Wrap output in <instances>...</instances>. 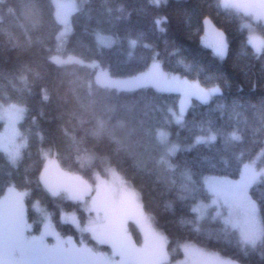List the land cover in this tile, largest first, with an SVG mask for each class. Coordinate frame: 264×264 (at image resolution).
<instances>
[{"label": "trees", "instance_id": "obj_1", "mask_svg": "<svg viewBox=\"0 0 264 264\" xmlns=\"http://www.w3.org/2000/svg\"><path fill=\"white\" fill-rule=\"evenodd\" d=\"M205 18L228 39L224 60L202 45ZM246 18L220 0H83L70 15L72 31L62 50L78 59L58 64L51 59L61 28L53 0H0V101L24 106L20 127L27 138L16 161L0 151V194L10 186L22 190L28 205L39 201L49 210L59 229L54 231L79 238L61 214L74 210L86 219L81 204L54 196L41 177L49 159L85 181L108 164L166 235L172 261L180 258L181 243L191 242L238 264H264V245L241 250L235 230L192 211L194 203L209 200L205 176L237 178L250 161L264 167V55L248 43ZM97 33L116 41L99 45ZM155 59L165 72L218 86L221 94L207 103L193 98L178 125L170 112L179 110L177 92L102 85L95 80L96 68L85 63L97 61L118 78L144 72ZM162 128L170 144L179 146L174 171L160 163L167 147L158 138ZM209 129L218 133L217 140L197 144ZM232 133L240 139H231ZM250 195L264 222V182L258 180ZM30 208L36 222H44L42 213Z\"/></svg>", "mask_w": 264, "mask_h": 264}, {"label": "snow or ice", "instance_id": "obj_2", "mask_svg": "<svg viewBox=\"0 0 264 264\" xmlns=\"http://www.w3.org/2000/svg\"><path fill=\"white\" fill-rule=\"evenodd\" d=\"M221 4L225 9H235L238 13L264 22V0H221ZM160 23L158 20L157 24ZM203 32L202 45L210 49L214 57L224 60L229 48L225 34L219 31L209 18L203 20ZM248 43L257 55H264V38L250 35ZM153 68L159 70L160 64L154 62ZM161 74L169 82L170 90L183 97L179 114L170 110L174 122L178 125L183 124L191 99L207 103L213 95L221 94L219 87L206 88L198 80H188L168 73ZM217 138L218 133L209 129L207 137L198 136L195 142L214 143ZM159 139L162 145L167 146L160 163L166 165L169 171H174L172 158L178 153L179 146L170 144V134L163 128L159 131ZM231 139L239 140L240 137L232 133ZM258 180L264 182V167L258 168L256 162L252 161L243 164L236 181L222 178L206 181L213 197L212 205L217 209L228 210L224 223L238 231L241 250L264 245V222L257 220V206L249 195L250 188ZM64 193L68 199L79 202L86 214V224L76 213L61 214L63 222L74 226L81 234H88L82 235L79 246L71 236L66 240L62 239L51 230L48 222L44 223V231L39 237L31 235V225L25 218L23 208L26 193L17 192L10 187L8 195L0 199V264H166L167 239L154 229L138 195L132 189L122 186L117 193L101 182L93 195L91 186L81 181L78 186L66 187ZM52 194L55 196L59 193L53 191ZM88 197L91 198L87 199ZM206 207L201 204L192 211L203 215ZM217 215H220L219 211ZM49 219L48 216L45 217L46 221ZM130 220L136 221L140 226L143 234L142 246L138 247L128 232L127 224ZM46 236L54 237L55 243L51 246L45 243ZM86 239L101 246H110L111 253L95 250L85 243ZM185 252L188 253L187 247ZM214 264L236 262L215 257Z\"/></svg>", "mask_w": 264, "mask_h": 264}, {"label": "rangeland", "instance_id": "obj_3", "mask_svg": "<svg viewBox=\"0 0 264 264\" xmlns=\"http://www.w3.org/2000/svg\"><path fill=\"white\" fill-rule=\"evenodd\" d=\"M152 1L157 3V0H152ZM162 1H164V0H159V3ZM53 2L55 5V15H56L57 20L61 24V28H60L59 32L57 33V36H56L57 52H55L54 54L51 55V59L55 63H58V64H65V63H69V62H74L78 59V57L75 56L74 54H71V53L64 54L62 52V50L64 49L66 38L68 37V35L72 31L70 15L73 11H75L79 7V4L82 3L83 0H53ZM220 2H221V0H220ZM245 17H247V18L244 20V26L246 27V29L248 31V37L250 35H252L255 37L264 38V34L262 32V28L264 29V22L256 21V20H254L248 16H245ZM159 20L161 21V19H159ZM219 31L223 32L222 30H219ZM96 38H97L99 45H111L116 41L115 37L110 36V35H104L101 33H97ZM131 44H132V46H134L135 41L131 40ZM58 50H59V52H58ZM154 62L158 63L159 61L155 59L144 72L139 73L138 75H133V76H128V77H118L117 78V77H113V76L109 75L107 70L105 68H103L102 66H100V64L97 61H85V63L88 64L89 66L96 68L95 80L99 84L106 85V86L124 87V88H133V87H136L138 85L139 86L140 85H152V86H155L156 88L161 89V90H170L169 82L167 80H165V78L161 74V73H168V72H165L161 68V66H160L159 70L154 69L153 68ZM168 74L171 75L173 73H168ZM173 75H176V74H173ZM176 76H179L181 78H186V77H183L180 75H176ZM186 79H188V78H186ZM212 87H218V86H211V87H206V88H212ZM182 99H183V97L180 96L179 109H180V104H181ZM191 100L189 101V104H190ZM189 104H188V106H189ZM176 114H179V110ZM24 115H25V108L23 105L18 104L16 102L0 101V151L5 153L13 161H16L17 159L20 158V156L22 154V150L27 144V138L22 133V130L20 127V123L23 120ZM165 149H166V147H165ZM45 153H46V151H45ZM53 162H54V160L49 159V163L47 165H50ZM250 162H252V161H250ZM60 168H61L62 172L64 173V175L72 177V178H76V179H81L80 177H75L74 175L65 171L62 167H60ZM100 170H102V171L97 172V170H96L95 171L96 173L92 174L93 180H91V181L86 180V183L88 185H90L92 188L93 195L95 194V191L101 182H104V185L107 188H109L110 190H113L117 193L119 192V190L121 189L122 186L132 189L129 186V184L127 182H125V180L122 178V176L113 167L109 166L108 164H106V165L104 164ZM100 173H102V174H100ZM184 174L187 177L189 176L188 171H185ZM211 178H222V179H229L232 181H236L239 179V176L237 178H229V177H224V176H205L203 178V182H204V186L208 192H209V190L207 188L206 181L211 179ZM10 187L14 188L17 192H23L22 190H19V189L15 188L14 186H10ZM9 188H7L4 192H2L0 194V199H4L5 196L8 195V189ZM65 188L66 187L59 188L56 190V192H58L59 194H63L66 197V195L64 193ZM186 189L191 191L193 189V186L187 185ZM53 191H55V190H50V192H53ZM133 191L137 194V192L135 190H133ZM209 194H210L209 200L200 201V202L193 204V208H196L197 206H199L201 204L207 206L206 209L203 211V215H200L197 213L198 218L199 219H207V221L209 219L210 220H220L225 227H227L228 229L229 228L232 229L230 227V225H226L224 223V220H225L226 216L228 215V210L226 208L225 209H217L216 206L212 205L213 197H212L210 192H209ZM249 195H250V190H249ZM250 197H251V195H250ZM90 198L91 197H88L87 199H90ZM251 199H252V197H251ZM68 200H70V199H68ZM74 202H76V201H74ZM253 202H254V200H253ZM30 207H34V208L36 207V210L38 213H42L44 218L46 216H48L50 219L47 221L44 219V222L41 221V224H38L37 222L40 220H38L36 222L37 216L35 214H37V213H35L34 210H32ZM23 208H24L25 218H26L27 222L31 225V228L29 229V233L31 235L39 237L44 231V223L45 222L50 223V226L53 227V225H54L53 219L49 213V210L44 208V206H42V204L39 201L38 202L35 201V202H33V204L30 203L28 205V203H26V199L24 196ZM81 208H82V206H81ZM257 210H258V208H257ZM217 211L220 212V215H217ZM63 213H69V214L76 213L79 216V212H75L74 210L63 212ZM257 215H258L257 220L261 222L259 211H257ZM150 219H151V217H150ZM81 221L84 222V224H86L85 218L81 219ZM130 221H133L137 225L138 229H140V226L136 223V221H134V220H130ZM129 222L127 224L129 234L131 235L133 241L137 244L138 247L142 246L143 234H142L141 229H140L139 233H134L130 227ZM151 223H152V219H151ZM35 224H36V226L38 228L37 230L39 232H37V230L34 231ZM152 226L154 227V229L156 231H158L164 237H166L164 232L161 231L160 229L156 228L153 225V223H152ZM54 228L58 229V226L56 227L54 225V227L52 228V231L55 230ZM129 228L131 229L130 231H129ZM233 230H235V229H233ZM235 231L238 234V231L237 230H235ZM54 232L59 234L60 237L62 239H65V240L71 236L73 238L74 242H76L78 244V246H79V240L82 238V235L85 236V234H81L80 232L78 234L79 238L73 237L72 235H62V233L60 234L59 231H54ZM134 234H135V236H134ZM238 238H239V235H238ZM166 239H167V237H166ZM92 242L93 241L90 239L85 240V243H88L89 246L93 247L95 250L101 251V252H104L107 254L111 253V248H109L105 245L101 246L98 244H93ZM45 243L52 245L55 243V238L52 236H46ZM51 245H49V246H51ZM186 247L188 249L187 254L185 252ZM166 251L168 254V259L166 262L167 264L168 263H173V264H214V258L215 257H219V258H222L225 260H232V259H230L228 257H224V256H222L216 252H212V251H209L206 249H202L199 246H196L195 244H193L191 242L181 243V245H180L181 256L177 260L172 261L171 252L168 250L167 246H166ZM236 264H238V263H236Z\"/></svg>", "mask_w": 264, "mask_h": 264}, {"label": "water", "instance_id": "obj_4", "mask_svg": "<svg viewBox=\"0 0 264 264\" xmlns=\"http://www.w3.org/2000/svg\"><path fill=\"white\" fill-rule=\"evenodd\" d=\"M42 176V183L49 190H57L62 187H75L81 181L86 182L84 179H76L64 175L60 166L55 162L47 166Z\"/></svg>", "mask_w": 264, "mask_h": 264}, {"label": "bare ground", "instance_id": "obj_5", "mask_svg": "<svg viewBox=\"0 0 264 264\" xmlns=\"http://www.w3.org/2000/svg\"><path fill=\"white\" fill-rule=\"evenodd\" d=\"M82 179V178H81ZM56 191V190H55Z\"/></svg>", "mask_w": 264, "mask_h": 264}]
</instances>
